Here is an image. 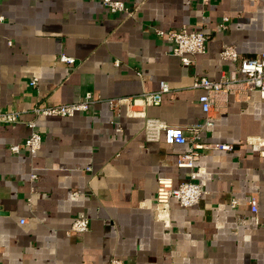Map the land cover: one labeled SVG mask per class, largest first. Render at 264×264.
Masks as SVG:
<instances>
[{
	"label": "crops",
	"instance_id": "obj_1",
	"mask_svg": "<svg viewBox=\"0 0 264 264\" xmlns=\"http://www.w3.org/2000/svg\"><path fill=\"white\" fill-rule=\"evenodd\" d=\"M116 1L125 11L110 13L99 0H0V109L20 112L16 123L0 124V264H264L258 94L216 95L191 169L176 166L189 145H166L161 135L148 141L144 133L146 120L185 129L203 119L204 92L192 85L234 69L219 59L222 46L234 47L239 58L264 52V0ZM181 28L207 36L204 53L188 57L187 65L153 32ZM160 82L168 92L142 116H128L123 106L116 115L107 106L109 99L155 92ZM85 93L93 103L72 117L30 113ZM31 121L40 148L10 153ZM215 144L228 149L209 147ZM189 173L203 191L198 203L181 208L170 200L165 223L153 219L156 179L177 187ZM249 195L256 198L257 225ZM77 216L87 219V231L67 236Z\"/></svg>",
	"mask_w": 264,
	"mask_h": 264
},
{
	"label": "built area",
	"instance_id": "obj_2",
	"mask_svg": "<svg viewBox=\"0 0 264 264\" xmlns=\"http://www.w3.org/2000/svg\"><path fill=\"white\" fill-rule=\"evenodd\" d=\"M110 13L125 11L121 2L116 0H99ZM2 17H0V21ZM221 29H224V21L219 24ZM154 35L160 39H165L172 43L170 54L178 57L183 65L189 63L188 57L201 55L205 51V42L207 36L202 31L189 32L184 28L178 31H162L153 30ZM220 60L232 63L234 69L229 71L225 76L218 81H208L206 78H199L194 81L192 87L202 89L203 94L198 97L200 110L203 114V119L193 125L182 129L167 126L156 120H146L144 133L148 141L157 140L161 135L163 142L166 145H189V150L186 153L180 154L176 159L178 168L191 169L193 162L196 160V150L203 147L199 143L200 132L212 125V111L216 108L218 93L225 95L236 90L240 91H255L259 98L264 101V52L251 58H239L237 52L232 46H222L218 52ZM60 61L66 64H72L73 60L64 56L59 57ZM36 79L32 78L28 82L29 86H34ZM168 92L166 83L160 82L158 90L152 93H142L138 97H125L118 99H109L106 101L108 108L117 115L119 107L123 106L125 113L128 116H142L144 107L156 106L161 101V96ZM93 103L89 93L77 98L71 103L59 104L52 106H34L30 109V113L34 117H72L77 112H85L89 105ZM19 111H2L0 109V124H13L19 118ZM29 129L28 136L21 145H12L9 147V152L16 154L23 147L29 155H33L40 148L41 139L35 130V122L26 123ZM188 133L189 136H186ZM258 144L264 147V140H260ZM209 147L217 150H227L226 145L215 144ZM30 179H35V175L31 174ZM195 174L189 173L185 182L177 187H173L172 181L167 177H159L156 179L153 219L160 220L165 223L168 203L174 200L181 208H189L196 205L203 194L202 189L198 184L193 182ZM249 212L253 215V223L259 224L256 217L257 202L253 195L247 197L246 202ZM236 200L231 199L229 207L233 211L236 207ZM237 225H243L242 217L234 212ZM264 222V219H263ZM88 221L83 216L75 217L65 234L82 235L87 231ZM108 264H122L121 261L111 259Z\"/></svg>",
	"mask_w": 264,
	"mask_h": 264
}]
</instances>
